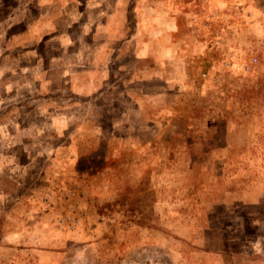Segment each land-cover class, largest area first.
<instances>
[{"label": "rangeland", "instance_id": "374dc122", "mask_svg": "<svg viewBox=\"0 0 264 264\" xmlns=\"http://www.w3.org/2000/svg\"><path fill=\"white\" fill-rule=\"evenodd\" d=\"M0 264H264V0H0Z\"/></svg>", "mask_w": 264, "mask_h": 264}]
</instances>
